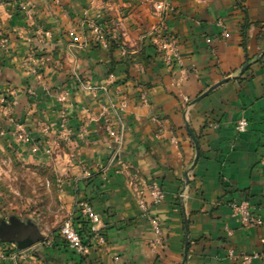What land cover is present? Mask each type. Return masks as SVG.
<instances>
[{"label": "crops", "instance_id": "1", "mask_svg": "<svg viewBox=\"0 0 264 264\" xmlns=\"http://www.w3.org/2000/svg\"><path fill=\"white\" fill-rule=\"evenodd\" d=\"M151 1L162 0H0V134L36 162L53 153L65 212L86 199L105 238L80 255L58 229L38 230L20 264H235L228 249L264 250V227L240 226L228 206L264 213V0H166L170 65L150 41ZM151 181L165 192L148 211L159 240L137 203Z\"/></svg>", "mask_w": 264, "mask_h": 264}, {"label": "built area", "instance_id": "2", "mask_svg": "<svg viewBox=\"0 0 264 264\" xmlns=\"http://www.w3.org/2000/svg\"><path fill=\"white\" fill-rule=\"evenodd\" d=\"M153 9V15L156 17L157 23L154 25L150 33V41L156 47V52L160 55L162 61L166 65H170L173 61L178 62L179 57L176 50L175 37L167 31L166 28V17L170 10V6L166 0L162 1H151ZM81 27L89 29L93 34V41L102 45L106 44V34L101 25L96 24L92 20H86L81 23ZM223 36H227L226 32L222 33ZM111 40L116 41V37H109ZM73 47V45H71ZM7 104L5 97H0V108ZM114 111L117 109L114 107ZM119 120V118H118ZM209 126H212L209 124ZM119 132L115 139V148L109 159V164L117 161L120 156V148L122 141L123 127L119 121ZM248 127V122L245 119L238 120L234 128L237 132H244ZM14 138L23 143L28 140V134L21 130L14 134ZM260 163L264 165V150L261 155ZM145 190L148 195V202L140 195L137 197V203L140 210L144 215L148 216V220L151 224V229L156 240L160 239L161 227L158 219L148 214L150 206H157L161 204L165 199V192L163 188L155 181L148 182L145 185ZM181 197L183 195H180ZM232 211V215L236 222L242 227H264V213L258 212L254 208L250 207L247 201L231 202L228 205ZM76 207L78 214L86 220L90 233V239L88 243H84L73 225V216L67 215L62 221L58 234L66 243L67 247L73 252L83 255L87 253L91 244L103 246L105 244V238L101 233L99 227L100 217L98 213L92 208L90 203L86 199H77ZM261 242H264L263 240ZM12 252L6 256L9 258L11 264H20L19 258L25 250H18L14 245L11 249ZM228 257L235 264H251L254 259H264V250L253 253H236L232 249L227 251Z\"/></svg>", "mask_w": 264, "mask_h": 264}, {"label": "rangeland", "instance_id": "3", "mask_svg": "<svg viewBox=\"0 0 264 264\" xmlns=\"http://www.w3.org/2000/svg\"><path fill=\"white\" fill-rule=\"evenodd\" d=\"M16 146L0 134V226L13 220L30 221L37 226V234L38 230L50 234L68 215L63 206L60 168L47 159L53 153H43L45 159L36 162L29 158L35 151L31 146L21 150ZM16 231L21 230L8 227L1 232ZM12 245L0 242V262L9 261L6 255L12 252Z\"/></svg>", "mask_w": 264, "mask_h": 264}, {"label": "water", "instance_id": "4", "mask_svg": "<svg viewBox=\"0 0 264 264\" xmlns=\"http://www.w3.org/2000/svg\"><path fill=\"white\" fill-rule=\"evenodd\" d=\"M194 143H195L196 158H197L198 144L196 143L195 140ZM8 227L9 228L11 227L16 230L20 229L21 231H16L12 234H3L1 231ZM36 231H37V226L30 221L18 222L16 220H13L10 221L9 223H5L0 226V242H8L14 244L18 250H25L33 246L39 240V233L37 234ZM186 255H187V247L185 246L184 260L186 259Z\"/></svg>", "mask_w": 264, "mask_h": 264}, {"label": "trees", "instance_id": "5", "mask_svg": "<svg viewBox=\"0 0 264 264\" xmlns=\"http://www.w3.org/2000/svg\"><path fill=\"white\" fill-rule=\"evenodd\" d=\"M114 44V41H112ZM73 225L75 229L78 231L82 241L86 244L89 242L90 233L88 229V224L85 219L81 215H78L76 218H73Z\"/></svg>", "mask_w": 264, "mask_h": 264}]
</instances>
